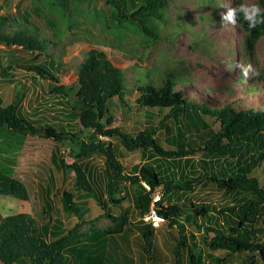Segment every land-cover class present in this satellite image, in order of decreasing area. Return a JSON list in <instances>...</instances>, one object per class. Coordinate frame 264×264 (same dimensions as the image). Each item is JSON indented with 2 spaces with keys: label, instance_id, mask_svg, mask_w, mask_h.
<instances>
[{
  "label": "trees",
  "instance_id": "trees-1",
  "mask_svg": "<svg viewBox=\"0 0 264 264\" xmlns=\"http://www.w3.org/2000/svg\"><path fill=\"white\" fill-rule=\"evenodd\" d=\"M105 1L117 25L133 27L150 45L171 40L186 25H166L173 0ZM209 1L217 9L207 20H219L222 0ZM261 5L264 10V0ZM58 6L66 9L62 2ZM29 16L21 22L0 14V42L45 52L50 38L39 36L42 28ZM237 18L248 61L264 38V24L250 30L240 14ZM47 25L59 38L56 23L47 19ZM106 52L94 46L84 54L74 96L75 82L68 85L62 58L0 66V152H18L27 137L52 140L51 159L62 177L55 191L51 172L46 177L51 185L37 188L52 213L48 224L26 212L1 217V264H154L157 242L171 264H264V105L242 107L232 95L224 104L199 101L186 90L187 74L170 67L148 69L128 53L126 65ZM130 61L140 70L135 69L136 97L127 108ZM127 111L135 113L128 123ZM84 129L109 140L89 142ZM65 145L74 156L72 164L64 160ZM119 151L127 156L139 151L143 161L129 168ZM92 155L103 161L97 175L82 164ZM37 183L0 158V195L29 200ZM205 186L221 193L216 202L188 197ZM159 192L163 198L156 209L163 222L154 227L143 216ZM128 198L133 215L130 206L122 205ZM90 204L114 219L115 226L78 231ZM110 204L121 205L120 215L111 214ZM219 250L227 256L209 253Z\"/></svg>",
  "mask_w": 264,
  "mask_h": 264
},
{
  "label": "rangeland",
  "instance_id": "rangeland-1",
  "mask_svg": "<svg viewBox=\"0 0 264 264\" xmlns=\"http://www.w3.org/2000/svg\"><path fill=\"white\" fill-rule=\"evenodd\" d=\"M58 2L64 3L66 9L59 8ZM242 3H256L263 9L261 0H222L218 8L220 18L212 21L207 20V16L211 19L217 8L211 5L209 0H173L168 6L166 25L174 26L182 23L186 25H180V31H175L177 34L171 40H163L155 45H150L143 34L133 27L127 28L116 24L111 6L105 0H0V14H9L11 18L17 17L21 22H24L25 18L30 15V21L42 28L39 36L50 38L47 50L42 53H30L21 46H7L0 42V66L9 63L29 65L43 61L49 56L62 58L68 68L65 75L68 85L75 82L76 87L71 93L74 96L78 89L76 83L78 65L84 54L96 46L106 50L108 56L123 60V64L129 61L123 57L125 53H128L136 56L137 65L140 64L148 69L170 67L173 71L187 74L189 80L186 90L191 94L194 93V97L199 101L215 100L219 104H224L232 100L230 99L232 95L242 107H261L264 105V38L258 41L252 58L247 61L244 59L243 34L242 28L238 24V18L236 25L221 23L222 12ZM47 19H52L56 23V35L59 38H54L51 35L54 31L47 25ZM9 31H13V28H10ZM200 33L205 35H200ZM226 62L250 65L253 69L258 70L259 75L253 76L249 73V76L245 78L241 75L240 68L229 71ZM137 65L135 61H130L127 68L128 82L126 83L125 96L127 108L133 105L132 101L136 97L138 72L135 69H139ZM23 83L18 86V91ZM9 94L10 92H7V95ZM118 110L121 111L120 108ZM127 113L130 114L128 123L131 118L135 117V113L134 111H127ZM119 123L121 121H116V124ZM84 136L89 142L109 140L108 137L97 135L93 130L88 129H84ZM24 142L23 148L18 152L12 151V154L8 151L0 152V158L13 164L17 174L23 177L28 175L38 183L34 185L35 191L30 194L29 200L0 195V220L3 216L26 212L33 214L36 219L46 225L50 222L52 213L45 207L43 201L45 193L38 190L39 185L42 187L51 185L46 180V177H50V172L56 183L54 191L60 188L62 183L61 173L56 170L51 159L53 142L40 137H27ZM62 148L65 162L72 164L74 156L69 146L65 145ZM119 155L124 165L129 168L133 164L143 161L139 151L132 152L128 156L124 155V152L121 155V151H119ZM82 164L97 175L103 161L100 156L92 155V157L82 159ZM69 174L74 175L71 169ZM159 194L163 198V193L159 192ZM220 194L213 191V187L205 186L200 187L196 193L188 197L200 202H216ZM59 199L60 196H58V203ZM167 200L168 198L164 201L165 205ZM122 205L123 208L130 206L131 215L136 213L132 198L123 201ZM90 207L91 210L82 221L83 224L78 231H85L92 225L99 229L115 226L114 219L102 216L103 212L99 211L95 204H90ZM108 209L115 216L120 215L123 211L119 204H110ZM100 215L101 217H99ZM76 222L72 225L74 226ZM155 248L157 256L153 261L154 264H171L170 255L164 250V247L157 242ZM158 248L160 249L158 250ZM204 252L208 253L203 249L202 253ZM209 253L221 258L227 256V252L222 250L209 251ZM205 257L209 260L207 255ZM231 264H237L236 260Z\"/></svg>",
  "mask_w": 264,
  "mask_h": 264
},
{
  "label": "clouds",
  "instance_id": "clouds-1",
  "mask_svg": "<svg viewBox=\"0 0 264 264\" xmlns=\"http://www.w3.org/2000/svg\"><path fill=\"white\" fill-rule=\"evenodd\" d=\"M240 14L243 21L248 25V28L255 29L258 25L264 24V10L256 4H239L237 7L228 8L226 12L221 13V23L224 25L237 23V14ZM229 71L235 68H240L241 75L245 78L251 73L253 76H258L259 72L253 69L250 65L244 66L239 62H226Z\"/></svg>",
  "mask_w": 264,
  "mask_h": 264
},
{
  "label": "built area",
  "instance_id": "built-area-1",
  "mask_svg": "<svg viewBox=\"0 0 264 264\" xmlns=\"http://www.w3.org/2000/svg\"><path fill=\"white\" fill-rule=\"evenodd\" d=\"M161 199H162L161 194L159 193L155 194L149 211L143 216V220L146 223L153 225L154 227H159L163 222V218L159 215L156 209V204L160 202Z\"/></svg>",
  "mask_w": 264,
  "mask_h": 264
},
{
  "label": "crops",
  "instance_id": "crops-1",
  "mask_svg": "<svg viewBox=\"0 0 264 264\" xmlns=\"http://www.w3.org/2000/svg\"><path fill=\"white\" fill-rule=\"evenodd\" d=\"M4 217V216H3Z\"/></svg>",
  "mask_w": 264,
  "mask_h": 264
}]
</instances>
